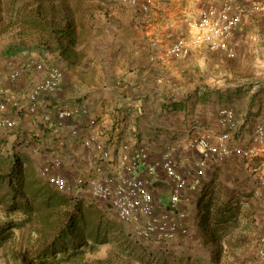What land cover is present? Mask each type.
<instances>
[{
  "label": "crops",
  "instance_id": "0c3cea01",
  "mask_svg": "<svg viewBox=\"0 0 264 264\" xmlns=\"http://www.w3.org/2000/svg\"><path fill=\"white\" fill-rule=\"evenodd\" d=\"M254 1L264 5V0ZM104 5L108 11L109 29H116L119 24V31L122 34L124 30L125 34L122 40L124 50L119 55L118 64L111 63L113 71L107 73L106 63H99L96 67L94 64L88 66L91 69L79 72L73 68V64L62 62L56 56H52L54 59L49 58L41 50L42 53L30 55L33 59H26L34 60L37 67L18 82L6 83V99L15 97L26 106L31 86L43 78L50 64L56 63L64 70L56 94L46 98L49 100L46 108L36 115H29L25 111L19 114L14 112L17 128L13 131H0L1 140L6 142L7 148H13L11 152L16 151L20 155L24 168L26 162L33 161L39 171L42 165L58 159L61 166L57 173L67 178L75 188L76 179L80 176L95 175L97 153L83 144L88 136H95L97 142L110 150L112 155L105 164L106 174L122 175L118 157L124 144H144L153 157L164 147H169L174 152L179 169L184 171L191 167L199 154L195 150H185V147L197 136H215L220 132L217 113L223 107L232 108L242 123L237 139L232 141L243 144L249 139L254 125L264 120V109L258 112L259 107L264 105V83L260 78H249L245 69L251 64L255 67L253 74L261 75L256 67L261 69L264 65L259 57V53L264 50V10L246 17L245 25L232 37L230 44L236 53L233 59L221 52L211 53L200 46L194 48L188 57L160 63L155 60L158 49L187 33L189 26L199 18L200 10L206 6V0H157L147 13L117 4L113 0H105ZM23 53L12 57L16 63L23 62ZM92 68H95L93 72ZM248 81H252L253 88L245 91L244 87L241 91V84L238 83L245 84ZM251 98L255 100L250 108ZM63 106L83 108L86 114L61 127L55 120L50 124L42 121L43 113H53ZM72 128L79 132L76 137L70 133ZM23 139L32 142L31 147L39 151L38 155H33L31 147L21 143ZM230 163H237V168L259 172L256 175L262 174L264 183V167L259 162L250 165L238 157L214 162L198 191L185 192L189 202L181 208L188 213L190 238L171 244L169 247L172 255L195 258L196 246L199 247L201 242L208 258L211 244L223 237L222 233H218V239L210 241L204 227H210L213 220L209 218L203 221L206 210L201 198L212 180V173L219 174L224 165ZM140 174H144L143 167ZM154 189L163 205H166L165 197L168 199L170 196L167 181L162 178L154 185ZM58 194L75 202L86 201V205L98 208L97 204L87 201L85 194ZM109 212L115 217L112 211ZM236 218L237 213H234L232 218L220 225L223 228L232 225ZM252 225L255 227L249 239L258 245L263 235L260 216Z\"/></svg>",
  "mask_w": 264,
  "mask_h": 264
},
{
  "label": "built area",
  "instance_id": "2783aa9c",
  "mask_svg": "<svg viewBox=\"0 0 264 264\" xmlns=\"http://www.w3.org/2000/svg\"><path fill=\"white\" fill-rule=\"evenodd\" d=\"M113 1L147 13L157 0ZM262 10L264 5L254 0H206L199 18L190 26L188 37H179L171 44L159 48L155 60L167 63L171 59L185 58L200 46L211 53L221 52L233 59L236 53L230 44L232 37L245 25L246 17ZM35 67L34 60L28 59L19 64L15 58H11L5 65V81L14 84ZM63 77L64 70L56 63L50 64L45 69L43 78L31 86L26 106L15 97L6 99L0 78V131H13L17 128V120L13 116L15 113L25 111L29 115H36L46 108L49 101L46 98L56 94ZM84 114L86 110L83 108L63 106L53 113H43L42 121L50 124L55 120L61 127L67 122L78 120ZM217 124L220 129L218 134L197 136L185 147V150H195L199 154L191 167L184 171L179 169L174 152L169 147H164L153 157L144 144H124L118 157L122 175L106 174L105 164L112 158L111 152L98 143L95 136H88L83 142L84 146L97 153L94 176H80L73 188L67 178L57 173L61 166L58 159L42 165L39 175L57 193L85 194L89 203L97 204L99 209H109L140 242L168 247L190 237L188 213L182 209L189 202L185 192L198 191L214 162L238 157L250 165L259 162L264 167V120L254 125L249 139L243 144L232 141L237 139L242 125L232 108L223 107L218 111ZM70 133L75 137L79 134L76 128H72ZM21 143L28 148L33 146L29 139H23ZM30 152L33 155L39 153L32 147ZM142 167L143 175L140 174ZM162 178L167 181L170 190L166 205H163L154 189V185ZM260 224L263 235L259 238L255 256L258 264H264V210L260 216Z\"/></svg>",
  "mask_w": 264,
  "mask_h": 264
},
{
  "label": "rangeland",
  "instance_id": "374dc122",
  "mask_svg": "<svg viewBox=\"0 0 264 264\" xmlns=\"http://www.w3.org/2000/svg\"><path fill=\"white\" fill-rule=\"evenodd\" d=\"M104 4L105 0H0V78L4 88L7 89L5 65L11 59L4 54L8 46L19 47L24 51L21 55L22 61L31 58V54L37 55L44 50L49 58L59 57L62 62L73 64V68L79 72L94 64L96 67L99 63H106L104 65L107 66V73L113 71L111 63L118 64L116 62L124 50L122 40L125 39V34L124 30L122 34L119 31V24L116 29H109L110 21ZM62 18H72L76 29V44L65 53L55 49L56 44L46 23L55 20L59 25ZM188 32L189 29L180 37H188ZM259 57L264 64V50L259 53ZM256 68L260 70L261 75L253 74L255 67L250 64L245 68L248 77H256V80L260 78L264 83V65L261 69ZM94 70L95 68H92V72ZM250 80L254 81V79ZM251 82L238 83L241 84L239 89L242 91L246 87L245 91L251 90L253 88ZM254 100V98L249 100L250 108L254 105ZM263 109L264 105H261L258 112ZM26 163L25 178L32 185L27 193L35 209L29 221L22 212H3L0 209L1 224H4L3 235L7 236L0 248V264L36 263L37 255L46 244L51 242L65 216L74 210L77 203L53 191L40 177L35 162ZM236 165L238 166L237 163L224 165L220 173H216L217 175L213 172L212 180L201 198L202 206H206L208 201L213 208L225 203L230 204L231 208L236 210L234 211L237 213L236 220L232 225L226 226L223 237L218 242L211 244L208 258L203 248L204 244L199 242V247L196 246L195 258L181 259V262L258 264L254 254L256 241L254 243V240L250 241L249 238L251 230L255 227L252 223L258 220L261 216L260 210L264 208L263 175H256L259 172L254 170L237 168ZM167 200L165 197V201ZM86 203L81 201L80 206L84 208L88 222L92 224L93 221L100 219L103 230H107L108 242L97 245L88 243L78 251L82 253H75L60 264H146L144 262L146 260L152 261L153 264L160 262L156 255L152 256L149 253V251H157L155 249L158 247L140 242L130 233L128 227L122 225L110 212H104ZM71 252L69 250V253ZM57 258L64 257L58 255ZM191 259L194 261L190 262ZM46 264H55V262L47 261Z\"/></svg>",
  "mask_w": 264,
  "mask_h": 264
},
{
  "label": "trees",
  "instance_id": "16d2710c",
  "mask_svg": "<svg viewBox=\"0 0 264 264\" xmlns=\"http://www.w3.org/2000/svg\"><path fill=\"white\" fill-rule=\"evenodd\" d=\"M46 23H48V29H50L53 42L56 44V50H60V52L65 53L67 50L75 46L76 29L72 18H62L59 25L55 20ZM20 52H23V50L15 46H8L4 50V54L7 55L6 57L10 58ZM11 150H13V148H7L6 142L0 140V209H2L3 212H22L27 216L29 221L35 209L33 202H30V195L27 193V190L32 185L27 182L25 178L23 159L16 151L11 152ZM76 202L74 210L65 216L61 226L56 232V235L37 255L36 263L34 264H46L47 261L60 264L61 261L67 260L69 256L75 253H82L78 251H80L82 247L87 246L88 243L97 245L108 242L107 230H103L102 222H100L101 220L99 219V221H93L92 224L91 222L89 223L86 215L84 214V208L80 206L81 202ZM206 204V214L203 216V221L205 222V220L212 218L213 224H211L210 227H203L204 230H207L209 233L210 241L213 242L214 239H218V233L224 234V229L226 227L223 228V225L220 224L232 218L234 211L228 203H225L217 208H213L211 202L209 201ZM103 210L104 212L110 211L109 209ZM0 213H2V211H0ZM121 224L124 225L123 223ZM217 224H219V226H217ZM3 233L4 224H1L0 220V248L3 246V242L7 239V236H4ZM220 239H218V241ZM156 247H158V249H155L157 251H149L152 256L156 255L158 257L157 260H160V262L158 261L156 264H160L161 262H164L165 264H186L181 262V259L189 258L172 255V253H170L169 246ZM69 250L72 252L69 253ZM58 255H62L64 258L58 259ZM193 261L194 260L190 262ZM144 262L146 264H153L152 261L150 262L148 260ZM196 262H198V259H196Z\"/></svg>",
  "mask_w": 264,
  "mask_h": 264
}]
</instances>
